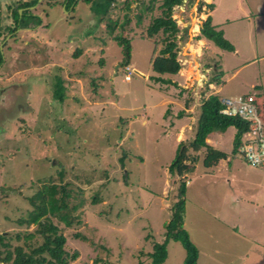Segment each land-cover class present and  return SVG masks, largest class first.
<instances>
[{
    "label": "rangeland",
    "instance_id": "obj_1",
    "mask_svg": "<svg viewBox=\"0 0 264 264\" xmlns=\"http://www.w3.org/2000/svg\"><path fill=\"white\" fill-rule=\"evenodd\" d=\"M150 2L116 0L99 24L96 40L87 46L91 50L81 60L68 58L69 64L63 59L69 97L61 105L53 100L52 115L41 124L50 144L39 138L31 149L20 142L9 145L8 152L19 155L10 163L15 174L8 175L0 157V233L15 237L21 232V240L13 238L18 243L32 233L29 242L40 243L37 225L21 226L17 220L32 208L29 197L43 183L67 185L71 202H84L73 213L83 211L81 224L66 228L55 220L66 234V248L80 253L69 264L149 262L147 254L154 243L165 239L184 179L188 182L190 234L199 248L197 264H264V168L232 154L235 127L208 137L213 146L221 142L220 148L230 156L213 171H205L204 148L201 152L189 149L188 154L201 160L193 163L196 172L189 171V177L169 169L181 143L189 145L194 140L200 107L208 96L255 94L262 102L264 0H183L170 12L178 30L172 33L164 28L153 37L149 28L163 15V0L147 9ZM209 15L235 51L199 38ZM81 29L84 31V25ZM85 30H89L88 22ZM115 35L131 39L132 58L127 66L120 64L123 52ZM168 42L176 43L173 49L181 67L177 74L160 75L153 70L151 57L156 49L157 55L169 58V52H162ZM220 71L221 84L211 82ZM158 76L169 80L157 81ZM93 78L96 86L91 83ZM10 87L0 91V109L13 98L7 93ZM32 122L37 127L39 119ZM0 126L4 129L2 120ZM0 132L7 141L15 136L24 139L16 127L8 135ZM51 133L53 137H49ZM191 163H186V170ZM95 197L98 199L92 202ZM168 251L163 264H184L186 250L180 242L170 241Z\"/></svg>",
    "mask_w": 264,
    "mask_h": 264
},
{
    "label": "trees",
    "instance_id": "obj_2",
    "mask_svg": "<svg viewBox=\"0 0 264 264\" xmlns=\"http://www.w3.org/2000/svg\"><path fill=\"white\" fill-rule=\"evenodd\" d=\"M158 0H151L146 6L147 9H152L154 3ZM183 0H163V15L156 18L149 28V36H154L161 29L171 30L175 33L177 28L176 20L171 17L170 12L177 3ZM116 0H102L100 11L105 17L109 14ZM211 8L213 4L209 5ZM115 25L111 27L114 31ZM206 38L215 43L218 47L235 51V45L225 37L224 30L218 29L212 22V16L209 15L201 27L199 38ZM115 41L122 47L123 60L121 66H127L131 63L132 58V42L131 39L121 35L114 36ZM175 42H168L166 49L162 52H169L170 57H164L161 54H156V49L151 57L153 70L162 74H177L180 70V62L177 60V53L174 51ZM104 58L101 63L104 64ZM223 71L216 73L211 80L216 84L220 83ZM157 81L168 82L161 76L156 77ZM93 86H96L95 79L91 81ZM259 88V87H256ZM222 96L211 94L204 99L198 118V127L196 136L189 145L181 143L178 148L176 159L170 164V171L173 174L183 176L186 170L184 165L190 161L196 163L199 160L198 156L188 154L189 149L200 151L206 149L203 163L206 167L216 165L221 159H226L228 154L226 151L210 145L207 141L208 137L216 132H225L230 127H235L236 132L233 140L232 154L238 155L241 145L245 142L246 134L250 130L249 121L241 116L225 115L220 112L222 108ZM262 112L264 118V94L262 98ZM182 112H180V115ZM243 158V157H242ZM188 183L184 179L180 180L177 200L173 206L171 219L166 225V236L163 242H155L153 250L148 252L150 261H138L137 264H163L169 256L168 245L170 241L180 242L186 250L184 264H197L199 258V248L192 241L191 234L185 227L186 220V194ZM98 197L93 198L95 202ZM32 208L25 216H21L17 223L21 226L37 225L36 231L41 237V242L37 245L32 244L29 240L33 237L32 233L25 236V242H14L21 240L22 233L18 232L15 237L7 234H0V262L2 264H69L76 260L80 253L78 250L71 251L66 248L67 237L62 228L55 222L56 219L63 222L67 227H72L74 224H81V215H74L79 212V209L84 205L83 201L71 202L70 193L67 185L56 183H43L38 190L29 197ZM71 205V206H69Z\"/></svg>",
    "mask_w": 264,
    "mask_h": 264
},
{
    "label": "flooded vegetation",
    "instance_id": "obj_3",
    "mask_svg": "<svg viewBox=\"0 0 264 264\" xmlns=\"http://www.w3.org/2000/svg\"><path fill=\"white\" fill-rule=\"evenodd\" d=\"M101 3L102 0H0V91L11 85L8 88L11 92L8 90L7 93L13 96L9 104L5 101V107L1 106L0 120L4 129L0 131L8 135V131L16 127L17 133L24 136L21 140H16L15 136V140L7 141L6 136L1 138L0 132L2 168L8 175L15 174L10 163L19 157L17 151L8 152L9 145L20 142L31 149L39 138L48 144L47 129L41 125L42 121L52 115L50 105L53 100L61 105L69 97L63 59L69 64L68 58L81 60L91 50L92 47L87 46L96 40L95 32L104 18ZM44 57L46 59L42 60ZM36 61L38 64L34 63ZM21 88L24 92L19 94L17 89ZM14 91L17 92L15 95ZM25 103L27 110L22 108ZM37 119V127L30 124ZM49 137H53V133ZM4 186H1L2 190Z\"/></svg>",
    "mask_w": 264,
    "mask_h": 264
},
{
    "label": "built area",
    "instance_id": "obj_4",
    "mask_svg": "<svg viewBox=\"0 0 264 264\" xmlns=\"http://www.w3.org/2000/svg\"><path fill=\"white\" fill-rule=\"evenodd\" d=\"M127 70H129L128 67ZM129 75L127 74L128 79H130ZM222 104L221 113L241 116L249 121L250 130L240 147L239 154L249 164L264 168V118L261 103L256 95L223 96Z\"/></svg>",
    "mask_w": 264,
    "mask_h": 264
},
{
    "label": "crops",
    "instance_id": "obj_5",
    "mask_svg": "<svg viewBox=\"0 0 264 264\" xmlns=\"http://www.w3.org/2000/svg\"><path fill=\"white\" fill-rule=\"evenodd\" d=\"M236 49V48H235ZM255 88H256V86H255ZM261 90L263 89V88H260ZM241 95V94H240ZM262 103V102H261ZM179 132V131H178ZM178 132H177V135H179L178 134ZM181 136H183L184 135V131H182V133L180 134ZM217 138V140H219L222 136H221V134L219 133V137L220 138H218V136H216ZM183 138V137H182ZM186 138H187V136H186ZM186 138H184V139H182V140H185L186 141ZM210 141V140H209ZM209 141H208V143H209ZM210 145H211V143H209ZM220 145H221V142H219L218 143V145H216V146H214V147H217V148H220ZM213 146V145H212ZM221 149V148H220ZM200 152H201V150H200ZM228 154V157H229V159H230V156H229V153H227ZM235 156H239V155H235ZM240 157V156H239ZM241 158V157H240ZM201 159H202V157H201ZM199 161H201V160H199ZM225 162L226 161V159H221L216 165H214V166H211V167H206L205 165H204V163H203V165H204V167H205V171L206 172H209L210 170H214V168L215 167H217V166H219V163H221V162ZM246 161V160H245ZM198 164V162L196 163V165ZM229 165V167L231 166V160L229 161V163H228ZM188 168V167H187ZM190 171H192L193 173L194 172H196L195 170H196V166H194V164H192L191 165V167H190ZM189 172V171H188ZM188 172H186L187 173V175H188ZM187 177H189V175L187 176ZM191 184V181H190V183H189V185ZM186 199L188 200V197L186 196ZM187 204V203H186ZM186 207H187V205H186ZM186 212H187V209H186ZM222 224H225V223H222ZM185 227L188 229V231L190 232V229H191V226H190V224H189V221H188V214H186V222H185Z\"/></svg>",
    "mask_w": 264,
    "mask_h": 264
},
{
    "label": "water",
    "instance_id": "obj_6",
    "mask_svg": "<svg viewBox=\"0 0 264 264\" xmlns=\"http://www.w3.org/2000/svg\"><path fill=\"white\" fill-rule=\"evenodd\" d=\"M135 71H136L138 74H140V75H142V76H145V74H143L141 71H139V70H137V69H135ZM187 166H188L187 164L184 165L185 168H187Z\"/></svg>",
    "mask_w": 264,
    "mask_h": 264
}]
</instances>
